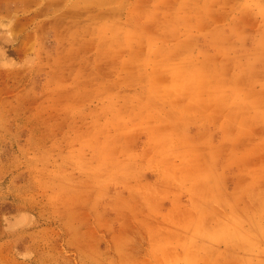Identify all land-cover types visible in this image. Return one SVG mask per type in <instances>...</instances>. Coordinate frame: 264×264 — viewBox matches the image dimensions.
I'll return each instance as SVG.
<instances>
[{
  "label": "rangeland",
  "instance_id": "rangeland-1",
  "mask_svg": "<svg viewBox=\"0 0 264 264\" xmlns=\"http://www.w3.org/2000/svg\"><path fill=\"white\" fill-rule=\"evenodd\" d=\"M0 264H264V0H0Z\"/></svg>",
  "mask_w": 264,
  "mask_h": 264
},
{
  "label": "clouds",
  "instance_id": "clouds-1",
  "mask_svg": "<svg viewBox=\"0 0 264 264\" xmlns=\"http://www.w3.org/2000/svg\"><path fill=\"white\" fill-rule=\"evenodd\" d=\"M34 256V253L29 251V250H25L24 252H19L18 251V258L20 260H23V261H28V260H31Z\"/></svg>",
  "mask_w": 264,
  "mask_h": 264
},
{
  "label": "bare ground",
  "instance_id": "bare-ground-1",
  "mask_svg": "<svg viewBox=\"0 0 264 264\" xmlns=\"http://www.w3.org/2000/svg\"><path fill=\"white\" fill-rule=\"evenodd\" d=\"M153 90V89H152ZM45 103V102H44Z\"/></svg>",
  "mask_w": 264,
  "mask_h": 264
}]
</instances>
